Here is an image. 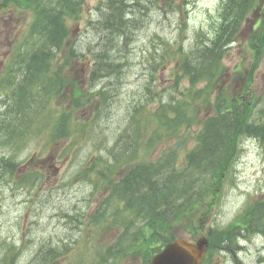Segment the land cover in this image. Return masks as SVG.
Here are the masks:
<instances>
[{
    "label": "rangeland",
    "instance_id": "obj_1",
    "mask_svg": "<svg viewBox=\"0 0 264 264\" xmlns=\"http://www.w3.org/2000/svg\"><path fill=\"white\" fill-rule=\"evenodd\" d=\"M105 1L87 0L80 20L67 21L71 34L53 71L63 65L59 75L72 83L51 101L53 112L44 115L41 129L39 123L35 128L30 126L26 143L16 152L15 145L0 144V264L2 258L7 264L40 263L36 255L42 247L65 252L52 264H92L118 240L127 222L135 219L120 199L112 198L114 185L143 162L158 163L172 155L181 164L199 145L202 123L214 112L216 91L193 107L189 125L166 131L160 128L157 117L158 111L169 109L167 105L179 98V89L184 91L188 86L186 81L181 85L175 81L178 60L194 47L198 35L203 43L213 38L223 0H127L131 9L125 10L130 9L127 26L121 25V38L113 36L110 27L101 29L98 25L108 13ZM25 16H14L19 20L6 17L0 22L1 79L10 72L6 65L16 46L25 40L31 14ZM246 23L223 64V80L232 77L231 88H239L235 78L242 83L234 73L237 66L250 70L254 66L248 53L250 31ZM73 46L80 57L64 66ZM99 57L118 67L99 63L92 80L94 60ZM253 73L252 99L258 111L264 104V56ZM221 86L227 85L217 84V88ZM11 96L10 87L4 92L0 87L1 111L9 109L12 102L4 106L2 100ZM47 103L36 95L29 101L27 113L42 115L43 110L33 108ZM77 103L81 107L73 108ZM65 108L72 114L69 123H74L73 132L69 138L51 140L52 124L47 122ZM167 114L173 116L172 112ZM243 140L241 152L212 200L214 208L203 216L205 231L211 226L228 228L249 207L264 201V138ZM7 160L15 163L13 172L4 168ZM199 219L197 214L195 223ZM249 230L240 229L245 236L238 237L233 247L237 253H215L207 264H237L236 259L243 264H264V227ZM191 232L184 225L172 230L176 237L186 239L192 238ZM43 254H47L46 249ZM136 255L143 258L129 251L120 264H140Z\"/></svg>",
    "mask_w": 264,
    "mask_h": 264
},
{
    "label": "trees",
    "instance_id": "obj_2",
    "mask_svg": "<svg viewBox=\"0 0 264 264\" xmlns=\"http://www.w3.org/2000/svg\"><path fill=\"white\" fill-rule=\"evenodd\" d=\"M158 1L160 0H147L150 3ZM83 2L84 0H3L0 3V9L22 6L25 10H32L29 39L25 43L27 49L21 59L27 70V82H32L38 67L43 66L45 71L50 69L51 61L56 60L57 51L63 49L69 37L67 20L79 18ZM107 6L108 13L98 25L102 26L101 29L110 27L108 30L113 32V36L115 34L121 38L124 36L121 25L128 22L126 16L131 5L127 0H108ZM219 15L221 22L215 37L209 43L197 41L195 47L178 60L175 81L179 85L186 81L188 86L184 91L179 89V98H174L167 105L169 109L157 112L162 125L160 128H165L166 131L179 129L193 121V107L210 99L216 91L214 112L205 118L197 136L199 145L181 164L172 155L158 163L143 162L119 182L118 188L121 187L122 192L119 191L118 197L126 202L128 213L134 214L135 219L127 222L118 240L92 264H120L129 251L143 257L136 255L141 264H148L167 243L178 238L172 230L179 225L190 227L191 239L197 238L204 229L203 223L206 220L203 216L207 217L214 208L212 200L233 166L241 141L247 138H264V104L261 109L256 110L251 90L253 71L264 54V0H226L222 3ZM251 18L253 22L249 27L252 30L249 54L254 66L250 72L237 67L235 74L242 80V87L231 88L230 80H223L226 72L223 60L244 23ZM96 29L98 30V26ZM127 31L129 29L125 34ZM97 61L104 62L109 67H117L100 57ZM220 82H225L227 86L217 88ZM56 84L63 85L58 74ZM19 90L20 93L24 92L21 86ZM14 105L0 115V144L10 148L26 143L29 127L36 122L37 117L27 113L31 108L27 96L18 97ZM167 112H172L173 116H169ZM61 119L63 126L61 123L56 124L53 133L55 139H64L69 133L66 115ZM17 126H20L18 131ZM3 162L4 168L14 171L15 163ZM139 191L142 192L140 195ZM197 214L200 219L195 223ZM244 226L248 232L249 228L261 230L264 227V201L249 207L228 228L209 227V246L204 264L211 262L215 253L233 252L236 237ZM61 255V252L49 250L47 254L38 255L40 263L37 264H52ZM2 264H7V259L2 258Z\"/></svg>",
    "mask_w": 264,
    "mask_h": 264
},
{
    "label": "water",
    "instance_id": "obj_3",
    "mask_svg": "<svg viewBox=\"0 0 264 264\" xmlns=\"http://www.w3.org/2000/svg\"><path fill=\"white\" fill-rule=\"evenodd\" d=\"M207 245L208 241L203 235L196 243L176 240L169 243L150 264H202Z\"/></svg>",
    "mask_w": 264,
    "mask_h": 264
},
{
    "label": "bare ground",
    "instance_id": "obj_4",
    "mask_svg": "<svg viewBox=\"0 0 264 264\" xmlns=\"http://www.w3.org/2000/svg\"><path fill=\"white\" fill-rule=\"evenodd\" d=\"M127 26V25H126ZM115 59V58H114ZM112 60V59H111ZM109 72V71H108ZM132 148V147H131Z\"/></svg>",
    "mask_w": 264,
    "mask_h": 264
}]
</instances>
